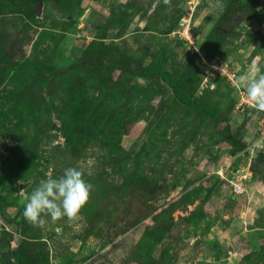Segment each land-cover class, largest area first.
<instances>
[{"label": "rangeland", "instance_id": "1", "mask_svg": "<svg viewBox=\"0 0 264 264\" xmlns=\"http://www.w3.org/2000/svg\"><path fill=\"white\" fill-rule=\"evenodd\" d=\"M253 62L264 69V0H0V264L21 249L36 264H264V140L233 105ZM72 166L94 186L79 219L32 226L25 197Z\"/></svg>", "mask_w": 264, "mask_h": 264}, {"label": "clouds", "instance_id": "2", "mask_svg": "<svg viewBox=\"0 0 264 264\" xmlns=\"http://www.w3.org/2000/svg\"><path fill=\"white\" fill-rule=\"evenodd\" d=\"M167 5L170 0H163ZM233 87L241 91L256 112H264V69L253 62L246 73L237 76ZM84 172L75 166L64 169L59 177L49 175L41 179L30 195L25 197L23 217L32 226L44 228L48 217L53 222L66 218L79 219L88 203L93 185L86 181Z\"/></svg>", "mask_w": 264, "mask_h": 264}, {"label": "trees", "instance_id": "3", "mask_svg": "<svg viewBox=\"0 0 264 264\" xmlns=\"http://www.w3.org/2000/svg\"><path fill=\"white\" fill-rule=\"evenodd\" d=\"M54 10H56V9H54ZM59 12H61V11H59ZM62 13H63V15H66L64 12H62ZM108 38L109 37L107 36L106 31H104L101 40L98 41V43H97L98 60H100V61H102L104 59L106 53L109 50H111V45L108 41ZM222 41H223V36L220 35L217 42L209 43V45L205 46L204 47L205 49H203L204 50L203 51L204 56H206L208 58L214 57L217 54V52L220 48V45L222 44ZM201 56H203V55L200 54V57ZM208 61H209V65L207 67H210L211 63H217V62H212L209 59H208ZM118 65L121 66L119 63H118ZM123 68L128 70L130 68L129 62L125 61V65H123ZM142 73L148 77H155L156 76V77L162 79L164 82L168 83V85L172 88V91H173L175 98L180 103H182L184 105L191 106L192 109L195 111V114L198 117H201L204 120H211V121L215 120L214 122H218L217 118L219 116V112L217 110V107L211 106L208 103H204L202 100H200L196 96L192 95L191 92H189V90L185 86H183V87L178 86V82L171 79V74H169L168 71H164L161 69L155 70L154 68L146 67L142 71ZM153 75H155V76H153ZM235 91H236L235 92L236 95H235L233 105L235 104L237 97H238V90H235ZM246 112L251 113L253 115H256L257 119L259 118V113L256 112L255 110H248ZM223 121H226V119H224L223 117H220V122H223ZM221 132L224 135L225 139L229 143H231L233 146H235L237 148L242 146V142L236 137V134L232 133L231 126L228 123L223 127ZM13 254L19 260L20 264H36V263H34L31 256L30 255L27 256V254H25L24 250H22V249L20 251H14Z\"/></svg>", "mask_w": 264, "mask_h": 264}, {"label": "built area", "instance_id": "4", "mask_svg": "<svg viewBox=\"0 0 264 264\" xmlns=\"http://www.w3.org/2000/svg\"><path fill=\"white\" fill-rule=\"evenodd\" d=\"M218 66L223 68L224 73H227L226 69L221 64H218V63H211L210 64L211 69L218 68ZM227 75L229 76V73H227ZM234 108L240 114H244L248 110H255L249 105L248 101L246 100V97L244 96V94L241 91H238V97H237V100L234 104ZM258 113H259L258 124H259V129H260L259 138L261 140H264V112H258ZM232 183H233V187H234L235 192L240 193L243 191L242 187L240 186L239 183H234V182H232Z\"/></svg>", "mask_w": 264, "mask_h": 264}, {"label": "water", "instance_id": "5", "mask_svg": "<svg viewBox=\"0 0 264 264\" xmlns=\"http://www.w3.org/2000/svg\"><path fill=\"white\" fill-rule=\"evenodd\" d=\"M37 13L38 14L40 13V8H39ZM48 13H49V15H51L54 18H57L58 20H60V19H66V20L72 19V20L81 21V20H83L84 15H85V12L79 13V14L77 12H74L72 14L63 15L62 12L56 11L54 9H51ZM234 173H236V169L234 170ZM21 184L22 183H19V187H21Z\"/></svg>", "mask_w": 264, "mask_h": 264}]
</instances>
